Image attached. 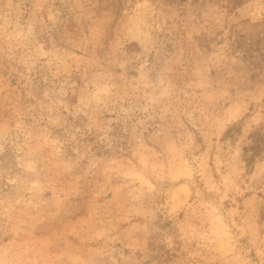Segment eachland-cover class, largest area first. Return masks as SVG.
<instances>
[{
  "label": "rangeland",
  "instance_id": "1",
  "mask_svg": "<svg viewBox=\"0 0 264 264\" xmlns=\"http://www.w3.org/2000/svg\"><path fill=\"white\" fill-rule=\"evenodd\" d=\"M0 264H264V0H0Z\"/></svg>",
  "mask_w": 264,
  "mask_h": 264
},
{
  "label": "trees",
  "instance_id": "2",
  "mask_svg": "<svg viewBox=\"0 0 264 264\" xmlns=\"http://www.w3.org/2000/svg\"><path fill=\"white\" fill-rule=\"evenodd\" d=\"M253 144L251 145V148L254 151V154L258 153L261 150L262 143H261V137L259 135L253 136Z\"/></svg>",
  "mask_w": 264,
  "mask_h": 264
}]
</instances>
